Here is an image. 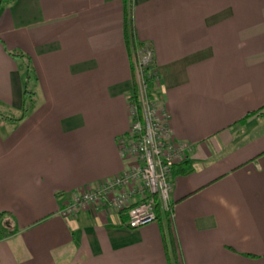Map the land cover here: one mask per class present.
Segmentation results:
<instances>
[{
    "label": "crops",
    "instance_id": "obj_1",
    "mask_svg": "<svg viewBox=\"0 0 264 264\" xmlns=\"http://www.w3.org/2000/svg\"><path fill=\"white\" fill-rule=\"evenodd\" d=\"M124 1L152 50L149 95L191 147L169 194L173 264H264V0ZM122 14L123 0L0 6V111L16 117L34 94L22 119L0 122V212L18 229L0 237V264H166L156 220L129 228L108 205L57 213L124 167ZM12 50L29 58L26 82Z\"/></svg>",
    "mask_w": 264,
    "mask_h": 264
},
{
    "label": "built area",
    "instance_id": "obj_2",
    "mask_svg": "<svg viewBox=\"0 0 264 264\" xmlns=\"http://www.w3.org/2000/svg\"><path fill=\"white\" fill-rule=\"evenodd\" d=\"M128 10L131 19L130 5ZM129 56L135 92L126 97L128 129L116 138L123 170L73 193L57 211L62 218L83 208L108 205L125 214L127 227L136 228L155 221L156 204L171 218L172 167L186 159L191 147L172 138L165 108L147 92L146 78L150 89L158 81L150 46L130 45Z\"/></svg>",
    "mask_w": 264,
    "mask_h": 264
},
{
    "label": "trees",
    "instance_id": "obj_3",
    "mask_svg": "<svg viewBox=\"0 0 264 264\" xmlns=\"http://www.w3.org/2000/svg\"><path fill=\"white\" fill-rule=\"evenodd\" d=\"M12 0H0V6L3 4L10 3ZM129 4L123 0V17H122V28H123V40H124V46L127 50V53L129 55V46L133 45V47L136 48H141L143 47V44L141 41L137 40L134 34V29L131 23V19L128 17L129 15ZM12 57L18 58L23 66V80L26 82V80L31 77V69L29 67V58L26 54L22 53L19 50H12L8 52ZM130 58V56H129ZM130 70L132 74V69L130 65ZM133 78V76H132ZM150 83V79L146 78L145 84L147 88V84ZM135 92V83L133 80V85H132V90L130 93ZM34 102V94L28 89H24V95L22 98V107L20 110V113L18 116H13L10 113L7 112H2L0 111V122H6V121H14V120H19L24 117L28 106ZM261 109V108H259ZM257 111V110H256ZM192 170L189 162L186 159H182L179 162H177L173 167H172V176L173 175H179V174H187ZM155 214H156V221L159 223V229L161 232V238L162 242L164 245L165 249V254H166V264H173L174 263V244L173 240L170 239L169 236V223H170V218L169 214L165 212H161L159 208L157 207V204L155 205ZM127 226V225H126ZM18 229L11 224V218L8 217V215L5 212H0V237H6L10 236L14 233H16ZM168 236V237H167ZM167 237V238H166ZM168 239V242L170 244V251H167V245H166V240ZM229 250H232L231 248L228 247ZM246 257L253 258L255 257L254 255L250 254H242Z\"/></svg>",
    "mask_w": 264,
    "mask_h": 264
},
{
    "label": "rangeland",
    "instance_id": "obj_4",
    "mask_svg": "<svg viewBox=\"0 0 264 264\" xmlns=\"http://www.w3.org/2000/svg\"><path fill=\"white\" fill-rule=\"evenodd\" d=\"M151 89H150V83L147 84V92L150 93ZM11 114H13V112H10Z\"/></svg>",
    "mask_w": 264,
    "mask_h": 264
}]
</instances>
